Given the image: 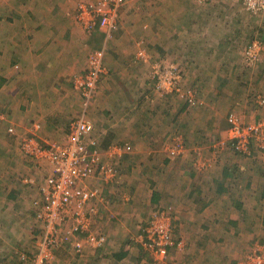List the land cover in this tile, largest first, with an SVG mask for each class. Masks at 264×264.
Listing matches in <instances>:
<instances>
[{
	"label": "rangeland",
	"instance_id": "obj_1",
	"mask_svg": "<svg viewBox=\"0 0 264 264\" xmlns=\"http://www.w3.org/2000/svg\"><path fill=\"white\" fill-rule=\"evenodd\" d=\"M41 1L44 2L45 0ZM30 5L31 0H0V20H3V22L12 21L10 18L16 16L14 12L19 14V11H21L24 14ZM202 9H204V15L201 14L200 17H197V11ZM120 11L126 13V18L130 20V23H132L131 19L137 18V23H142V30L139 29V31H131L130 34H126L118 28L119 19L117 18V27L109 35L99 27L95 29L83 27L78 17H74L73 29L76 28L75 30H77L79 36L77 40L71 41L72 43L69 45L70 48L78 49L76 53L77 61H79L76 63V67H78L77 74L84 73L89 68L90 58L94 51L104 52L103 65L105 68L97 84V95L95 94L88 101L87 116L94 122L97 136L94 135L101 141L103 149H107L112 144H119L124 147L128 146L129 151L134 150L135 153L133 157L126 159L125 155L128 151L119 162L121 176H128L134 182V187L131 189L129 186L126 187L127 184L114 183L119 189L117 191L119 196L112 199V204L123 206L120 211H128L126 214V217L129 218L128 221H120V229L115 227L117 231L120 230L119 236L125 232V237L118 239L116 242L113 234L117 231L114 230L110 233L112 227L108 226L106 234L109 240L111 238V242H115L113 243L115 249H113L116 251L113 252L116 253L115 255H113V252L105 255L99 262L100 264H161L154 262L150 256L142 253L140 246L132 241L131 235L133 236L142 223L155 212L165 211L173 220L176 241L171 248L172 262L170 261L169 264H188L191 252L194 253L196 250H198L196 252L197 256L194 257H201L203 264V258L206 255L202 251L205 249L204 245L211 247V252H213L212 247H216L218 253L221 249L229 254L234 253L231 264L236 260L235 264H242L246 254L252 251L251 249L264 247V224H255L253 220H248L241 224H230L228 227V224L223 222L221 223V230H217V232L228 227L229 231L224 232V236H217V232L215 233L211 228L208 229L207 237L215 236V238L209 240L212 241V245L206 242L204 234L197 239L191 237L190 229H188L191 224L180 220L174 211V207L169 209L165 207L167 204L160 205L162 204L161 200L159 204L151 201V198H155L154 192L160 193V196L162 195V191L158 188L159 186L162 187V182L165 181L162 178L161 170L168 166L167 163L171 159L167 158V153L165 155L164 153L159 154L164 149V146H161L162 143L153 141L148 144L145 136L148 135L150 138V135H154L156 139V135L161 134V128L165 125V132L170 131L172 135L182 133L187 141L189 152L191 149L196 148L195 158L190 157V163L187 165H179L183 161L182 158H178L179 163L175 160L171 162H173V166L178 164L183 170V166H185L186 176L189 175L191 168L197 171L194 164L196 162L199 167L207 170L211 168V164H215L213 160L207 161L205 159L208 156L206 152L209 154L214 149H218L219 151L225 150L236 154L235 150L227 146L225 142L223 143L226 131L230 126V114H237L245 123L252 116H257L255 117L256 121L264 118V102L262 101L264 100L262 87L264 86V11L248 12L242 0H209L205 4L200 3L198 0H127ZM27 13L29 14V12ZM175 16H177L180 23ZM76 22H78V25H76ZM180 24L183 27L182 38L185 37L186 47L177 46V41L181 36ZM196 35L200 40L215 44L210 47L214 53L223 50V53L226 54L225 62H203L204 56L194 55V52L199 50L200 47H189L188 42L190 38ZM78 41L80 42L79 45L77 44ZM126 41L133 49L137 46L136 53L125 54L123 59L120 58L121 60L117 58L120 62L111 65H115L114 68L117 71L109 73L108 56L111 60L115 59L117 51L124 47ZM255 42L259 43L257 48L258 59L252 61L247 56L250 46ZM218 45H221V47L219 48ZM205 47L201 49L207 51ZM192 59L194 60L192 61ZM170 66H173L181 75V85L177 88H175L177 86L175 80L170 81L169 78H165V73L170 69ZM217 66L218 72L224 70L223 77L210 78L213 69L217 70ZM60 82L62 83L60 84ZM0 83V161L4 162L3 159H6V155L14 151L17 154L14 153L16 158L23 162V167H26L27 170L26 173L20 171L15 176L22 174L21 184L29 192L25 199V202H27L34 190L33 186L23 182V177H34L37 183H40L38 181L42 177V168L38 167L34 160L25 155L20 145L21 138L29 132L30 120L43 126L40 128V130L43 129L41 132L45 130L47 131L46 134L52 133V135L50 133V135L45 134V136H42L37 132V136L41 141L60 144L66 137L69 122L77 118L85 109V99L75 87L73 75L68 76L66 80H60L59 84H54V88L63 98V101H61L63 112L61 111L52 116L55 117L52 122L37 117H31L29 120L27 115L22 118L23 115L16 113H26L30 108L29 104L24 105V102L30 100V96L24 91L28 84L22 79L18 80L16 78L7 80L1 78ZM106 86H110L111 93L114 92L116 86H119L117 89L127 93V98L133 99L131 101L133 105L126 110L124 100L123 103H119L118 110L111 109L125 96H122V94L120 97H118V94L105 96L103 88ZM20 89H23V94L22 98L19 99V103L15 93ZM189 92H192L193 96H190ZM192 97L194 101H190ZM55 98L59 99L57 95ZM33 101L35 104V100ZM25 106L28 108H25ZM18 108L19 111H16ZM102 116L104 121L101 118ZM109 120L116 123L115 126L112 125L115 131L105 125V122ZM173 122H181L180 127L172 130L170 127ZM214 124L216 128L213 127ZM10 127L15 128V134L10 133ZM27 128L28 132L25 133L24 131ZM49 128H52V130H49ZM199 133H204V136L206 133H210L207 134L208 142H201L203 141L201 137L197 138ZM43 138L48 139L45 141ZM150 140L152 141L153 138ZM6 144L10 146L11 151H6ZM142 151L149 153V157L141 160ZM140 152H142L141 156H139ZM198 152H200L199 156ZM256 153H259V150H254L252 154L244 156L253 157ZM227 162L231 166L233 165L229 159H227ZM1 167L4 173L6 171L15 172L14 168H10V166L4 167L1 165ZM16 179L17 177L14 181ZM37 198L38 196L32 198L31 207L27 208L26 206L23 209L26 218L29 215L32 220V217L35 219L34 203ZM177 209L179 208L177 207ZM182 209H185L183 212L191 211L190 213L195 215L193 209L190 210V208L184 207ZM26 223L28 224L26 228L37 235V227L33 222L26 220ZM35 242L36 239L34 243L32 242L30 248L32 251L35 249ZM125 246L129 247L128 256L126 253L122 256L123 253H120L124 252L120 248ZM181 249H183L182 252ZM208 256H213V253L208 254ZM66 259L67 262L60 260L53 262V264L70 263L69 258ZM119 259L122 261L115 262ZM226 259L228 261L229 258ZM77 261L81 262V260ZM199 263L200 259H197V264ZM225 263L227 262L222 264Z\"/></svg>",
	"mask_w": 264,
	"mask_h": 264
},
{
	"label": "crops",
	"instance_id": "obj_2",
	"mask_svg": "<svg viewBox=\"0 0 264 264\" xmlns=\"http://www.w3.org/2000/svg\"><path fill=\"white\" fill-rule=\"evenodd\" d=\"M36 1L38 2L36 3ZM80 1L81 0H45L42 2L41 0H31V5L24 14L21 13V11H19V14L14 12L16 16L10 18L12 21L3 22V20H0V78L5 80L11 78H16L18 80L22 79L28 84L27 88H24V91L30 96V100L24 102V105L29 104L30 108L26 113L20 114L19 112H16L18 115H23L21 116L22 118L27 115L29 120L31 117H37L41 120L45 119L46 121L49 120L52 122L53 119H55V117L52 116H55L61 111L63 112L61 106L63 98L60 97L57 90L54 88V84H59L60 80L64 81L68 76L73 75L74 77L78 71V67H76V63L79 62L77 61L78 57L76 55L78 49H73L74 47L70 48L69 45L72 43L71 41L77 40L79 36L77 30H75L76 28L73 29L74 24L72 22L75 19L74 17L77 18V10L79 3H81ZM27 12H29V14ZM248 12L251 11L248 10ZM201 14L204 15V9L197 11L196 16L200 17ZM175 17L177 18V16ZM118 19V28L126 34H130L131 31L136 32L137 30L139 31V29L142 30V23H137V18L134 20L131 19L132 23H130V20H127L126 18V13L123 11H120ZM177 20L180 23L178 18ZM76 23L75 24L78 25V22ZM180 25L179 29L181 36H179L177 46L186 47L184 40L185 37L182 38L183 27L182 24ZM132 36L135 38L134 35ZM189 40V47H200L199 50H194V55L198 54V57L204 56L203 62H225L226 54L223 53V50L214 53L210 49V47H213L215 44H211L210 41L200 40L197 35ZM77 44L79 45L80 42L78 41ZM221 45H218L219 48ZM135 47L137 48V46ZM203 47H205L207 51L202 50L201 48ZM136 48L133 49L126 41L124 47L117 51L115 59L111 60L108 56L107 61L108 67L110 68V70L108 68L109 73L117 71V69L114 68L115 65L111 66L112 64H115V62H120L117 58L120 59L122 57L121 59H123V55L125 54L130 52L136 53ZM193 60L194 59H192V61ZM218 70V66L217 70L213 69V75L211 74L210 78H222L224 70H220L221 72H218ZM61 83L62 82H60V84ZM222 84H224V82H222ZM118 87L119 86H116L113 90L114 92L111 93L110 86H106L103 88V93H105V96L115 94H118V97H120L121 94L122 96H125L124 99L118 101L111 109H114L115 111L118 110L119 103H123L125 100L126 110H128L133 105L131 102L133 99L127 98V93L123 92L121 89H117ZM262 87L264 90V86ZM15 94L17 101H19V99L22 98L23 89L18 90ZM56 95L59 99L55 98ZM33 100H35V104ZM95 106L97 107V105ZM25 108L28 107L25 106ZM16 111H19V108L16 109ZM255 117L257 116L249 117L247 123H253L256 121ZM101 118L104 121L103 116ZM21 122L24 123L23 120H21ZM30 122L31 125L29 130L37 125V132L42 136H45L47 131L44 130V132H41L43 129L40 130L43 126L38 124V122H32L31 120ZM105 123L106 126H109L115 131L113 127L116 123H113L112 120ZM180 125L181 122H173L170 128L176 130ZM213 127L216 128L215 124ZM165 129L166 125L162 126L161 134L156 135V139L154 138V135H150V138L148 135L145 136L148 144L153 141L162 143L161 146H164V152L161 150L159 154L164 153L165 155V153H167V158L169 157L171 159L170 162L167 163L168 166L161 170L162 178L165 179V181L162 182V187H158L159 190L162 191V195L160 196V193H158V201L154 203L159 204L161 200L162 204L160 205L167 204L165 207L169 209L174 207L177 217L182 221L184 220L183 222L191 224V226L188 227V229H190V236L197 239L204 234V238L209 245H212V241L209 240L215 238V236L208 238V229L211 228L212 231L216 233L217 230H221V223L223 222H226L228 227L230 224H241L248 220H253V223L255 224H264V153L259 152L253 155V157H246L226 152L225 150L219 151L218 149H214L212 153L208 154L206 152L208 156L205 159L207 161L213 160L215 162V164H211L209 170L199 167L196 162L194 164L195 167H197V171L191 168L189 175L186 176V167L183 166V170L178 164L173 166V162L171 161L175 160L179 163V159L182 158L183 161H181L179 165H187L190 163V157L192 159L195 158L194 153L197 150L194 148L189 152L187 141L182 133H179V135H172L170 131L165 132ZM49 130H52V128H49ZM24 132H28V128ZM50 133L46 135H50ZM94 134L97 136L96 132H94ZM207 134L210 133H206L205 136L204 133H199L197 138L201 137L203 140L201 142L206 143L208 142ZM119 138L124 139L125 135L124 138ZM151 138H153L152 141L150 140ZM44 139L45 138H43V140ZM5 148H7V152L11 151L9 145L6 144ZM133 151H129L125 155V158L128 159L133 157L135 154ZM172 151H175V153H172ZM142 152L143 155L142 158H140L141 160L149 157V153L146 151ZM142 152H140L139 156H141ZM14 153V151L8 153L6 159H3L4 162L0 161V163L2 162V164H0V264H25L23 254H29V252H32V250H30L32 242L34 243L40 233V227L36 217L35 219L32 217V220L28 215V218H26L25 213L23 212V209H25L26 206L27 208L31 207L32 198L39 196V187L38 185L32 187L34 192L30 194V199L25 202L28 195L27 193L29 192L25 186L21 184L20 178L22 177V174L19 175L18 173L19 176L15 175L17 172H25L27 170L26 167H23V162H21L19 158L17 159L15 156L16 153ZM199 153L200 152H198V156ZM227 159L233 164L232 166L227 162ZM1 165L4 167L10 166V168H14L15 172L6 171L4 173ZM38 167L42 168V177L38 181L40 182L44 179L48 168L46 166ZM15 177H17L16 181H14ZM117 183L127 184L126 187L129 186L131 189L134 187V182H132L128 176H120L117 179ZM118 190L119 189L114 184L106 187L103 196L104 201L98 204L99 216L97 217L96 225L99 231L106 232L108 231V226H110L112 227V231H110L111 233L116 230L115 227L120 229V221L127 222L129 219L126 217L128 211H120L123 206L114 205V203L112 204L113 197L116 196L117 198V196H119L117 193ZM24 202L25 204H23ZM177 207L179 209H177ZM183 207L190 208V210L193 209L195 215L191 214V211L183 212L185 211V209H182ZM26 220L33 222L37 227V235L26 228V226H28ZM228 227L223 231L217 232V236H224L223 233L227 230L229 231ZM112 234L110 235L112 236ZM119 235L120 230L113 234L116 242L118 239L125 237V232L121 234V236ZM110 240L106 248H100L95 251L84 250L85 252L82 254H77L72 250L71 246L64 245L57 250L53 262L60 260L67 262L66 258H69L70 263L68 264H100L99 261L102 257L116 251L114 250L115 246L113 244L115 242H111ZM204 248L205 249L202 251L206 255L203 258V264H222L223 262H227L225 264H231V258L235 255L234 253H226L222 249L218 253L216 247H212L213 252H211V247L207 245H204ZM128 249L129 247L126 246L120 248L121 251H124L120 252L123 253L122 256L129 252ZM182 251L183 249H181V252ZM197 251L198 250L194 253L191 252L188 264H197V259H200L199 264H202L201 257H194L197 256ZM115 253L116 252H113V255H115ZM210 253H213V256H208ZM226 258H229L228 261ZM77 260H81V262ZM120 261L122 260L119 259V261L115 262ZM236 262L237 260L234 261L233 264Z\"/></svg>",
	"mask_w": 264,
	"mask_h": 264
},
{
	"label": "built area",
	"instance_id": "obj_3",
	"mask_svg": "<svg viewBox=\"0 0 264 264\" xmlns=\"http://www.w3.org/2000/svg\"><path fill=\"white\" fill-rule=\"evenodd\" d=\"M198 1L205 4L209 0ZM242 1L251 12L264 11V0ZM80 2L77 17L83 27H99L110 35L117 27L118 15L127 0ZM258 45L255 42L250 46L249 60L258 59ZM103 55V51H94L89 68L73 77L75 87L85 99V109L69 122L63 142L51 144L41 141L37 136V125L20 140L25 155L34 160L36 165L48 168L39 184L34 177H23L25 184L39 187V196L34 205L40 227L34 251L23 254L25 264H52L57 250L64 245L82 254L84 250L95 251L108 243V235L99 231L96 225L98 204L104 201L105 188L117 182L121 176L119 162L129 147L112 144L103 149L101 141L94 135V122L87 116L88 101L95 96L105 68ZM165 78L175 80V88L181 85V75L173 66L166 71ZM189 94L193 96L192 92ZM190 101H194V98ZM229 121L223 143L241 154L249 155L254 150L264 153V118L245 123L240 116L231 113ZM9 131L16 133L14 127H10ZM138 230L131 235L132 241L141 245L154 262L169 264L171 248L176 242L171 216L165 212L157 213L144 228ZM242 264H264V247L249 251Z\"/></svg>",
	"mask_w": 264,
	"mask_h": 264
},
{
	"label": "trees",
	"instance_id": "obj_4",
	"mask_svg": "<svg viewBox=\"0 0 264 264\" xmlns=\"http://www.w3.org/2000/svg\"><path fill=\"white\" fill-rule=\"evenodd\" d=\"M1 79V78H0ZM5 80V79H4ZM1 84V83H0ZM196 91H197V89H196ZM236 152V154H239V155H242V156H244V155H246V154H241V153H239L238 151H235ZM108 187V186H107ZM106 189V188H105ZM154 196H155V198L154 199H152V201L153 202H157L158 200H156V198L158 197V193H156V192H154ZM157 196V197H156ZM161 212H165V211H158V212H155L152 216H150L149 217V219H147L144 223H142V225L140 226L141 228H144L149 222H150V220L153 218V216L155 215V214H157V213H161ZM140 227L138 228V229H140ZM137 231H139V230H137ZM136 231V232H137ZM135 232V233H136ZM104 233H106V232H104ZM134 233V232H133ZM108 240H109V238H108ZM109 243V242H108ZM108 243H106L103 247H101V249H104V248H106V245L108 244ZM135 243V242H134ZM137 244V243H136ZM138 246H140V249H141V252L142 253H145V251H144V249H143V247L141 246V245H139V244H137ZM100 249V248H99ZM146 254V253H145ZM148 256V255H147Z\"/></svg>",
	"mask_w": 264,
	"mask_h": 264
}]
</instances>
